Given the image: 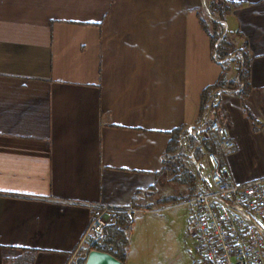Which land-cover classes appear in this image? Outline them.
I'll list each match as a JSON object with an SVG mask.
<instances>
[{"label":"crops","instance_id":"crops-1","mask_svg":"<svg viewBox=\"0 0 264 264\" xmlns=\"http://www.w3.org/2000/svg\"><path fill=\"white\" fill-rule=\"evenodd\" d=\"M225 1L246 93L213 54L203 0H0V264H73L97 205L162 202L173 133L220 77L231 91L209 116L234 144L221 168L264 177V0Z\"/></svg>","mask_w":264,"mask_h":264},{"label":"built area","instance_id":"built-area-1","mask_svg":"<svg viewBox=\"0 0 264 264\" xmlns=\"http://www.w3.org/2000/svg\"><path fill=\"white\" fill-rule=\"evenodd\" d=\"M243 87L244 83L237 77V91ZM228 90L231 91L218 89L213 96ZM209 114V110L204 111L196 123L180 132L178 139L182 147L187 146L186 137L194 141L193 148L186 152L193 166L196 191L187 203L191 206L189 222L199 242L198 264H264V177L229 181L209 145L214 142L220 150L228 151L234 144L229 128L211 119ZM97 206L98 212L75 248V261L96 249L106 228L118 223V214H125L132 222L137 213L151 211L133 205Z\"/></svg>","mask_w":264,"mask_h":264},{"label":"rangeland","instance_id":"rangeland-1","mask_svg":"<svg viewBox=\"0 0 264 264\" xmlns=\"http://www.w3.org/2000/svg\"><path fill=\"white\" fill-rule=\"evenodd\" d=\"M203 2L207 5L210 0ZM204 5L199 8L198 20L204 28L209 29L210 24H214V20ZM223 16L226 17L227 14L224 13ZM218 31L222 32L221 36L224 37L222 48L228 47V52H236L229 56L227 61H219V65L224 75L232 70L233 65L237 74L242 66L240 54L237 52L241 47L234 44L230 32L226 33V30L223 31L220 27L216 30ZM218 50L216 47L213 48V54L219 52ZM218 122L222 124L221 121ZM253 128L254 132L261 131L263 135L262 129H259L256 123L253 124ZM182 150L181 160L192 171L193 166L187 159L186 150L185 148ZM228 152L230 151H222L218 148L216 155L218 159H223ZM158 186L160 192L156 196H168L160 203L149 205L151 211L136 214L129 224L127 230L129 264H198L199 242L196 238V230L189 222L191 206L187 202L191 195L188 188L165 176L160 178ZM155 208L161 209L153 211Z\"/></svg>","mask_w":264,"mask_h":264},{"label":"trees","instance_id":"trees-1","mask_svg":"<svg viewBox=\"0 0 264 264\" xmlns=\"http://www.w3.org/2000/svg\"><path fill=\"white\" fill-rule=\"evenodd\" d=\"M207 10L209 14L211 15V18H213L214 29L217 30L220 27V22L224 20V13L227 12L229 9V5H227V2L225 0H221L220 2H217V0H210L208 2ZM222 32H216L214 31V34L210 36V41L213 46L215 47V42L219 39L216 49H219V52H216L218 55L219 61H227L229 56H232L235 54L234 52H228V47L222 48V44L224 43V37H222ZM217 51V50H216ZM240 54V50L237 51ZM238 57V55H236ZM240 60H241V68L238 69V73L236 74V77L233 78L231 81V85L237 84V77L239 78L240 82L244 83V87L242 88V92L246 93V88L248 86V69H247V60L244 56V54H240ZM222 77L217 80V82L205 87L202 91V98H203V111L210 110L212 108V97L213 92L218 89H224L223 87H220L222 85ZM240 91V92H241ZM182 131V129H177L172 136L171 139V145L170 149L165 154L167 157L165 160L167 161V167L168 170L167 176L172 181H176L179 185L186 186L189 190V193L191 196L195 194V187H194V176L192 171L187 167L185 163L181 160V155L183 154V150L185 148L186 151L190 150L194 146V141L190 137H186V147H182L179 144V134ZM210 149L213 150L215 153L218 150L217 145L212 142L209 145ZM197 153H200L198 151ZM187 154V152H186ZM171 198V197H169ZM130 222L128 221L125 214L120 213L118 214V223L113 226H109L106 228L105 235L102 239V241L95 246L96 249L110 253L115 258L120 260L122 264L126 260L127 256V245H128V238H127V230L129 228ZM82 255V254H81ZM85 257L82 255L81 258H78L73 264H84Z\"/></svg>","mask_w":264,"mask_h":264},{"label":"water","instance_id":"water-1","mask_svg":"<svg viewBox=\"0 0 264 264\" xmlns=\"http://www.w3.org/2000/svg\"><path fill=\"white\" fill-rule=\"evenodd\" d=\"M84 264H122V262L110 253L91 249L87 252Z\"/></svg>","mask_w":264,"mask_h":264}]
</instances>
